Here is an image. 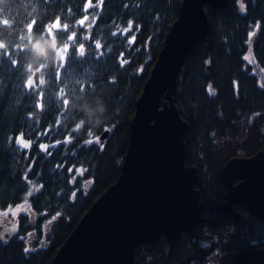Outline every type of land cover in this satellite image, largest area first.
Returning <instances> with one entry per match:
<instances>
[{
	"label": "trees",
	"instance_id": "1",
	"mask_svg": "<svg viewBox=\"0 0 264 264\" xmlns=\"http://www.w3.org/2000/svg\"><path fill=\"white\" fill-rule=\"evenodd\" d=\"M181 2L0 0V210L25 201L31 184L40 185L28 196L30 212L17 216L16 232L0 239V264H48L82 215L117 180L135 103ZM205 11L206 37L183 61L176 104L189 126L185 163L199 170L202 215L218 222L226 220L219 208L222 166L233 157L264 151V76H258L264 72V0H226ZM57 17L61 27L53 30L55 39L46 37L57 48L74 46L64 52L69 63L59 79L54 74L58 55L54 66L41 62L28 69L30 53L20 52L28 35H44ZM33 20L36 26L28 33ZM72 33L75 39L69 41ZM80 43L83 56L75 52ZM21 55L23 66L8 69L9 58ZM29 77L30 88L25 87ZM101 107L102 114L96 111ZM104 131L108 135L100 140ZM21 136L30 148L17 142ZM234 208L243 215L240 221L201 223L178 233L172 243L143 244L135 263L202 264L206 254L218 250L219 264H229L243 247L264 248V220ZM210 237L208 246L200 243Z\"/></svg>",
	"mask_w": 264,
	"mask_h": 264
},
{
	"label": "water",
	"instance_id": "2",
	"mask_svg": "<svg viewBox=\"0 0 264 264\" xmlns=\"http://www.w3.org/2000/svg\"><path fill=\"white\" fill-rule=\"evenodd\" d=\"M226 0H182L176 20L135 103L130 135L120 175L82 215L48 264H136L143 244L176 240L178 233L201 223L220 226L240 221L244 209L264 220V151L233 157L221 168L224 189L219 208L225 221L207 220L199 170L185 163L187 122L176 104L177 79L185 58L205 39V6L221 7ZM38 73L34 79L37 83ZM161 99H163L161 101ZM104 131L99 139L107 137ZM264 248L243 247L230 264H260Z\"/></svg>",
	"mask_w": 264,
	"mask_h": 264
},
{
	"label": "snow or ice",
	"instance_id": "3",
	"mask_svg": "<svg viewBox=\"0 0 264 264\" xmlns=\"http://www.w3.org/2000/svg\"><path fill=\"white\" fill-rule=\"evenodd\" d=\"M241 7H243V6H241ZM80 23L83 24V21H80ZM35 26H36V21L33 20V21L31 22V26H30L29 28H27L28 33H31L32 30H33V27H35ZM60 27H61V24H60V18L57 17V18L51 23V26L46 27V28L44 29V35H45V36H48L49 38H51V39L54 40V39H55V36L53 35V30H55V29H59ZM63 28H64V31L66 32L67 29H68V25L65 23V24L63 25ZM36 31H37V32H40V31H41V28H40V27H36ZM57 34H60V33H57ZM61 35H62V34H61ZM90 38H91V37H89V39H90ZM74 39H75V33H72L71 35L68 36V40H69V41H72V40H74ZM69 47H74V46H72V45H70V44H65V45H64V48L62 49V51L67 52V50H68ZM84 47H85L84 44H83V43H80V44H79V47H75V52H76L77 54H79L80 56H83V55L85 54V52H84ZM20 52L23 54V53H25V50H24L23 48H21V49H20ZM8 55H9V57H11V56H13V55H16V53H9ZM0 59H3V54H2V53H0ZM22 61H23V55H21V57H20L19 60H13V59H10V58H9V60L6 62V63H7V67H8V69H11V70H18L20 67L23 66ZM68 63H69V57L64 56V57H62L61 60L58 61L57 64L54 66V74H55V76H56L57 79L60 78V72H61V70L65 69V66L68 65ZM41 71H43V67L41 68ZM40 83H41V84L44 83V78H43V77H41ZM32 84H33V80H32L31 78H29V79L26 81L25 87L30 88V87L32 86ZM81 91H83V89H81ZM41 96H43V93H41ZM38 107H41V108H42V105H38ZM17 142H18L23 148H30V146H31L29 143H25V142H24L22 136L18 139ZM89 142H91V141H89ZM57 143H61V142H57ZM46 147H47V146L44 145V144H41V145H40V148H41V149H45ZM53 147H56V144H54Z\"/></svg>",
	"mask_w": 264,
	"mask_h": 264
},
{
	"label": "rangeland",
	"instance_id": "4",
	"mask_svg": "<svg viewBox=\"0 0 264 264\" xmlns=\"http://www.w3.org/2000/svg\"><path fill=\"white\" fill-rule=\"evenodd\" d=\"M64 48V47H63ZM63 48H57V55L61 59L64 56V52L62 51ZM247 61L249 63L251 62L250 56H246ZM258 76L263 77L264 72L258 71ZM25 142V141H24ZM27 143V142H25ZM40 187L39 184H31L30 190L27 192V199L15 206H11L9 208L0 210V239L5 240L8 236L12 235L17 230L16 225V218L19 214H28L30 212V205L28 201V196L30 194L34 193L38 188ZM224 230V227L219 230V232H222ZM213 238L209 239H202L201 244L206 246L210 241H212ZM219 259V251L214 250L211 252V254L208 256L207 260L204 262V264H218Z\"/></svg>",
	"mask_w": 264,
	"mask_h": 264
},
{
	"label": "clouds",
	"instance_id": "5",
	"mask_svg": "<svg viewBox=\"0 0 264 264\" xmlns=\"http://www.w3.org/2000/svg\"><path fill=\"white\" fill-rule=\"evenodd\" d=\"M28 43L23 44L21 47L30 53L28 60V69L38 67L39 64L46 63L49 66H54L56 63L57 55V42L47 38L45 35H28L26 37ZM30 78V77H29ZM90 116L94 115L92 110H88ZM96 111L103 113V108H99ZM99 122V120H97Z\"/></svg>",
	"mask_w": 264,
	"mask_h": 264
},
{
	"label": "flooded vegetation",
	"instance_id": "6",
	"mask_svg": "<svg viewBox=\"0 0 264 264\" xmlns=\"http://www.w3.org/2000/svg\"><path fill=\"white\" fill-rule=\"evenodd\" d=\"M237 207H239V206H237ZM230 221H234V220H230ZM230 221H229V222H230ZM229 222H228V223H229ZM206 246H208V245H206ZM236 252H237V251H236ZM236 252H235V253H236ZM235 253H234V254H235ZM210 254H211V253H210ZM210 254H209V255H210ZM234 254H233V256H234ZM209 255L206 254V256H205L204 261H203L202 264H204V262L207 260V258H208ZM233 256H232V258H233ZM232 258H231V260H232ZM219 259H220V257H219ZM219 259H218V264H219ZM230 262H231V261H230ZM229 264H230V263H229Z\"/></svg>",
	"mask_w": 264,
	"mask_h": 264
}]
</instances>
